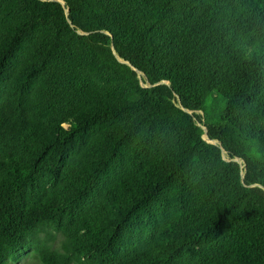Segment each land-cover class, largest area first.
<instances>
[{"label":"trees","instance_id":"16d2710c","mask_svg":"<svg viewBox=\"0 0 264 264\" xmlns=\"http://www.w3.org/2000/svg\"><path fill=\"white\" fill-rule=\"evenodd\" d=\"M32 249L264 264V0H0V264Z\"/></svg>","mask_w":264,"mask_h":264},{"label":"rangeland","instance_id":"374dc122","mask_svg":"<svg viewBox=\"0 0 264 264\" xmlns=\"http://www.w3.org/2000/svg\"><path fill=\"white\" fill-rule=\"evenodd\" d=\"M205 110H206L207 115L211 117L212 120H217L223 112V103L216 98L210 99L208 101V104ZM55 235L56 234L49 235V236H52L50 238L44 235L43 237H41L42 243L53 245L56 241L54 239ZM61 241H62V238L58 236L57 242H61ZM12 264H42V263L40 262V259L38 255L35 253L34 249H32L28 251L27 253H24L21 256L17 257V259L14 260Z\"/></svg>","mask_w":264,"mask_h":264}]
</instances>
